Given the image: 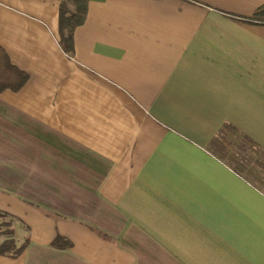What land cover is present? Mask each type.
Masks as SVG:
<instances>
[{
  "label": "crops",
  "instance_id": "crops-1",
  "mask_svg": "<svg viewBox=\"0 0 264 264\" xmlns=\"http://www.w3.org/2000/svg\"><path fill=\"white\" fill-rule=\"evenodd\" d=\"M62 1L0 0V264H264V0Z\"/></svg>",
  "mask_w": 264,
  "mask_h": 264
},
{
  "label": "trees",
  "instance_id": "trees-1",
  "mask_svg": "<svg viewBox=\"0 0 264 264\" xmlns=\"http://www.w3.org/2000/svg\"><path fill=\"white\" fill-rule=\"evenodd\" d=\"M264 7V6H263ZM260 8V11L264 12V8ZM88 6L86 0H73L62 1L60 7V46L62 50L72 55L74 52V33L75 30L82 26L87 19ZM30 76L25 71L15 66L8 56L7 52L0 46V93L11 90L13 92L20 91L28 82ZM233 131L237 133V129L232 126L226 125L224 129L220 131V135H226L227 132ZM242 139V163L240 171H244L249 163V159L253 158V155L260 157L257 161L264 167V151L262 152L259 147H255L250 139L244 134H240ZM263 159V161L261 160ZM15 217L7 212L0 211V236L5 239L0 242V255L9 258H18L29 244V237L18 244L15 239ZM57 246H63L69 244L67 241H63L61 237H58L55 241Z\"/></svg>",
  "mask_w": 264,
  "mask_h": 264
}]
</instances>
